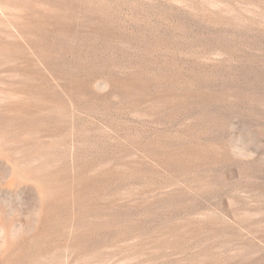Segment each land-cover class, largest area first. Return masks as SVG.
Here are the masks:
<instances>
[{"label": "rangeland", "instance_id": "rangeland-1", "mask_svg": "<svg viewBox=\"0 0 264 264\" xmlns=\"http://www.w3.org/2000/svg\"><path fill=\"white\" fill-rule=\"evenodd\" d=\"M0 264H264V0H0Z\"/></svg>", "mask_w": 264, "mask_h": 264}]
</instances>
